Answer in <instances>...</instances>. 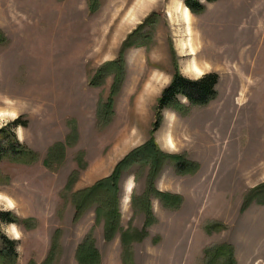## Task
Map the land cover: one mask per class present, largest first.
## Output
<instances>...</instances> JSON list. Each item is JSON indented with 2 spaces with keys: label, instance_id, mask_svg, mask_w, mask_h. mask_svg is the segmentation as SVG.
I'll use <instances>...</instances> for the list:
<instances>
[{
  "label": "rangeland",
  "instance_id": "rangeland-1",
  "mask_svg": "<svg viewBox=\"0 0 264 264\" xmlns=\"http://www.w3.org/2000/svg\"><path fill=\"white\" fill-rule=\"evenodd\" d=\"M138 1L0 0V107L28 106L25 144L14 122L0 130V151H30L0 159V192L20 212H0V224L9 213L24 232L15 259L0 264H80L83 244L89 264H264V0L203 3L192 13L195 55L182 0H153L127 24L119 4ZM196 57L203 77L218 76L215 97L195 106L181 96L159 112ZM151 140L176 158L156 174L137 164L122 172L120 224L107 240L115 203L79 216L74 196ZM150 178L151 206L134 208ZM6 240L0 231V251Z\"/></svg>",
  "mask_w": 264,
  "mask_h": 264
},
{
  "label": "trees",
  "instance_id": "trees-1",
  "mask_svg": "<svg viewBox=\"0 0 264 264\" xmlns=\"http://www.w3.org/2000/svg\"><path fill=\"white\" fill-rule=\"evenodd\" d=\"M209 2H216L218 0H206ZM185 5L188 9H190L191 13L193 14H201L204 13L206 7L200 0H184ZM133 42V41H132ZM130 46V44H129ZM117 62V61H116ZM110 63L108 65L109 69L118 70L117 68L121 67L123 69V65L121 62L119 63ZM218 82V76L215 74H208L202 79L198 81H192L190 79L185 78L184 76L177 74L173 78L172 84L167 87L163 93L161 98L158 102L159 112L164 109L174 108L177 104V97L178 95L186 97L191 104L198 105V106H205L207 105L216 95L215 87ZM177 106V105H176ZM15 124L20 125L21 123L19 120L15 122ZM160 126V121H157L154 125V131L158 129ZM151 140L146 145L140 147L139 149L135 150L130 156H128L119 166L116 168L114 174L107 179L97 183L95 186L79 191L74 196V203L77 209V214L79 212L82 213L87 207L90 206H97L96 212L97 217H100V213L109 211V207L113 203H115V207L112 211V219L111 222L108 224L109 232H113L110 236L107 235V240H112V237L116 234V229L119 226L120 222V211L117 207V203H119V193H115L119 191L118 188L119 182L121 180V176L123 175L122 172L124 170H128L129 168L133 167V165L137 164L140 166L144 165H152L154 174L164 165L165 161L168 159L174 160L176 156L168 157L165 153H162L158 150L156 144ZM23 146L19 145L18 147H8L5 149V153L0 151V159L10 156V157H24L26 156L27 152ZM180 167H182L181 161L178 162ZM183 169V168H181ZM151 184L149 190H147L146 194L141 197L137 198L135 194L132 196V203L133 207L137 208L139 201H142L146 208L151 206V189L155 186L154 178H150ZM111 196H113V201H111ZM159 199L163 200L164 197H168L171 200H177V196L171 194H159L156 195ZM105 202L108 205L104 206ZM104 206V207H103ZM88 210V209H87ZM149 214H151V209L149 210ZM80 216V215H79ZM5 222L14 223L15 219L11 217L9 213L4 214L2 217ZM119 230V229H118ZM7 248L3 251H0V255L7 257L8 255L15 259L16 257V250H15V242L6 240ZM88 244H83L79 250L78 260L80 264H89L88 262L91 260V257L88 255Z\"/></svg>",
  "mask_w": 264,
  "mask_h": 264
},
{
  "label": "clouds",
  "instance_id": "clouds-1",
  "mask_svg": "<svg viewBox=\"0 0 264 264\" xmlns=\"http://www.w3.org/2000/svg\"><path fill=\"white\" fill-rule=\"evenodd\" d=\"M201 3H206V0H200ZM210 4L207 5V7ZM182 8L184 11L185 16L191 18V11L188 9L182 0ZM185 78L190 79L192 81H198L202 79L205 73L200 72L199 76H188L187 74H182ZM165 85H170V81L165 80ZM180 95H178V99H180ZM184 100L187 101V98L184 97ZM27 104H24V109L21 108H9L7 105L0 107V130H3L9 125L13 124L17 120L21 118L23 115L24 110H27ZM35 111V109H33ZM26 128L23 125H17L16 127L12 128L11 131L15 134L16 139L21 145H24L26 142L25 132ZM0 212H11L15 216L20 218V212L18 211V204L17 202L9 196L5 192H0ZM0 231L4 233L5 236L11 241L19 242L24 238V232L22 231V227L16 223H8V224H0ZM17 252L20 250V244L17 246Z\"/></svg>",
  "mask_w": 264,
  "mask_h": 264
},
{
  "label": "bare ground",
  "instance_id": "bare-ground-1",
  "mask_svg": "<svg viewBox=\"0 0 264 264\" xmlns=\"http://www.w3.org/2000/svg\"><path fill=\"white\" fill-rule=\"evenodd\" d=\"M125 3L119 4V7L121 8L122 14H124L123 17L126 16V18H128L127 24H129V22L136 20V18L138 16H140L147 8H149V6H151V4L153 3V0H139L137 2L138 5H136V7H134V8L132 7L130 11L127 10L128 8L126 9ZM124 12H126V14ZM181 18L183 20L184 25L187 28V31H188L187 34H188V36L190 38V39H188V42L185 43L184 45H186L187 49L190 50L191 55H195V44H197V41L194 40V37L192 36V26H193L192 15H191V18H189V17L185 16L184 11H182L181 12ZM248 51L249 50H247L246 52H248ZM219 62H220V60H219ZM188 69H189V72H188L189 75L198 76L200 72H204V70L206 69V66L205 65H201V63L198 62V59L196 57L189 64V68Z\"/></svg>",
  "mask_w": 264,
  "mask_h": 264
}]
</instances>
